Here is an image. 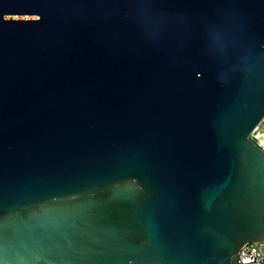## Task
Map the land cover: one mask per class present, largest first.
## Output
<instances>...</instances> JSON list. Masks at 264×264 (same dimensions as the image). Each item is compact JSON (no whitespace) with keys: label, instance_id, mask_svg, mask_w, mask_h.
<instances>
[{"label":"water","instance_id":"1","mask_svg":"<svg viewBox=\"0 0 264 264\" xmlns=\"http://www.w3.org/2000/svg\"><path fill=\"white\" fill-rule=\"evenodd\" d=\"M263 119L264 0H0L5 264H238Z\"/></svg>","mask_w":264,"mask_h":264},{"label":"built area","instance_id":"2","mask_svg":"<svg viewBox=\"0 0 264 264\" xmlns=\"http://www.w3.org/2000/svg\"><path fill=\"white\" fill-rule=\"evenodd\" d=\"M237 262L238 264H264V238L244 243L237 252Z\"/></svg>","mask_w":264,"mask_h":264},{"label":"rangeland","instance_id":"3","mask_svg":"<svg viewBox=\"0 0 264 264\" xmlns=\"http://www.w3.org/2000/svg\"><path fill=\"white\" fill-rule=\"evenodd\" d=\"M264 131V123L259 125V128L255 129V132H253L250 136V139L257 145H259L258 135L260 132Z\"/></svg>","mask_w":264,"mask_h":264},{"label":"bare ground","instance_id":"4","mask_svg":"<svg viewBox=\"0 0 264 264\" xmlns=\"http://www.w3.org/2000/svg\"><path fill=\"white\" fill-rule=\"evenodd\" d=\"M262 123H264V119L259 125H261ZM259 125H258L257 129L259 128ZM258 140H259V144H260L261 148L264 150V131L259 133Z\"/></svg>","mask_w":264,"mask_h":264},{"label":"snow or ice","instance_id":"5","mask_svg":"<svg viewBox=\"0 0 264 264\" xmlns=\"http://www.w3.org/2000/svg\"><path fill=\"white\" fill-rule=\"evenodd\" d=\"M0 264H5V261L2 258V251H0Z\"/></svg>","mask_w":264,"mask_h":264}]
</instances>
